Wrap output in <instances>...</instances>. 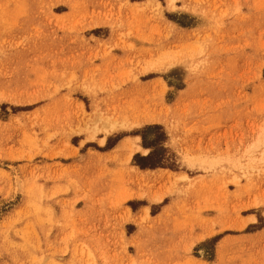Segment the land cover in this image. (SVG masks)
I'll return each instance as SVG.
<instances>
[{
    "label": "rangeland",
    "instance_id": "obj_1",
    "mask_svg": "<svg viewBox=\"0 0 264 264\" xmlns=\"http://www.w3.org/2000/svg\"><path fill=\"white\" fill-rule=\"evenodd\" d=\"M0 264H264V0H0Z\"/></svg>",
    "mask_w": 264,
    "mask_h": 264
},
{
    "label": "trees",
    "instance_id": "obj_2",
    "mask_svg": "<svg viewBox=\"0 0 264 264\" xmlns=\"http://www.w3.org/2000/svg\"><path fill=\"white\" fill-rule=\"evenodd\" d=\"M154 152H155V150L152 151L147 157H148V158H149V157L152 158L153 155H154ZM147 157H145V158H147ZM160 162H161V161L158 160L157 162H154V163H149V164L144 163V164H140V166H141L142 168H155V167L161 166V163H160Z\"/></svg>",
    "mask_w": 264,
    "mask_h": 264
}]
</instances>
